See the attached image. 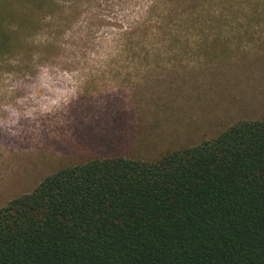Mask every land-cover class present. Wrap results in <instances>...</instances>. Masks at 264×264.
Wrapping results in <instances>:
<instances>
[{"label": "rangeland", "instance_id": "1", "mask_svg": "<svg viewBox=\"0 0 264 264\" xmlns=\"http://www.w3.org/2000/svg\"><path fill=\"white\" fill-rule=\"evenodd\" d=\"M58 1L34 28L0 20V208L65 166L264 119V0Z\"/></svg>", "mask_w": 264, "mask_h": 264}, {"label": "trees", "instance_id": "2", "mask_svg": "<svg viewBox=\"0 0 264 264\" xmlns=\"http://www.w3.org/2000/svg\"><path fill=\"white\" fill-rule=\"evenodd\" d=\"M58 2L0 0V20L34 28ZM0 264H264V119L154 161L60 168L0 208Z\"/></svg>", "mask_w": 264, "mask_h": 264}]
</instances>
